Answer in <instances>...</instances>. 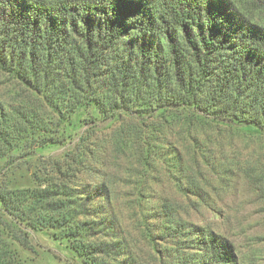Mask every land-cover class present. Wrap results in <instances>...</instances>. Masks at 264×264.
<instances>
[{
    "label": "trees",
    "instance_id": "16d2710c",
    "mask_svg": "<svg viewBox=\"0 0 264 264\" xmlns=\"http://www.w3.org/2000/svg\"><path fill=\"white\" fill-rule=\"evenodd\" d=\"M261 12L264 0H0V264H33L32 231L86 264H147L141 245L154 264H241L232 240L151 189L161 166L200 199L214 130L264 136ZM76 117L91 129L31 186L4 179Z\"/></svg>",
    "mask_w": 264,
    "mask_h": 264
},
{
    "label": "rangeland",
    "instance_id": "374dc122",
    "mask_svg": "<svg viewBox=\"0 0 264 264\" xmlns=\"http://www.w3.org/2000/svg\"><path fill=\"white\" fill-rule=\"evenodd\" d=\"M258 18L264 22V12L259 13ZM8 78L0 72V97L7 95L6 91L10 87ZM104 126L106 122L98 124L102 129L99 135L104 136L109 131ZM87 128L91 129V125L76 117L65 127V141L37 148L29 162L12 168L4 179L10 185L31 186V174L35 166H40L47 157L62 156L77 143ZM219 128L212 132V141L206 140L203 144L209 146L206 155H210L212 160L200 164L201 173L195 178L201 187L200 199L193 195L186 197L185 193H188L175 186V176L162 173L161 166L153 172L157 182L151 190L184 202L188 208L183 216L190 222L208 226L232 240L241 264H264V136L250 135L228 127ZM107 169L112 171L113 167ZM161 178L163 180L160 183ZM116 189L118 193L130 195L135 191H123L119 186ZM122 217L124 224L129 226L130 220L123 213ZM30 237L35 246V253L31 255L33 264H86L72 254L64 241L54 239L50 234L32 231ZM141 247V254L147 264H154L145 251L146 246Z\"/></svg>",
    "mask_w": 264,
    "mask_h": 264
}]
</instances>
